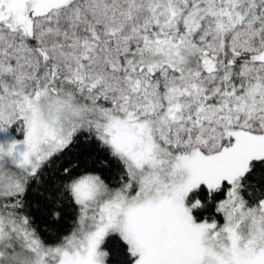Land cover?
<instances>
[{"label":"snow or ice","instance_id":"1","mask_svg":"<svg viewBox=\"0 0 264 264\" xmlns=\"http://www.w3.org/2000/svg\"><path fill=\"white\" fill-rule=\"evenodd\" d=\"M0 264H264V0H0Z\"/></svg>","mask_w":264,"mask_h":264},{"label":"trees","instance_id":"2","mask_svg":"<svg viewBox=\"0 0 264 264\" xmlns=\"http://www.w3.org/2000/svg\"><path fill=\"white\" fill-rule=\"evenodd\" d=\"M201 199H204L206 197V190L204 189V186L202 185L201 186V192L199 193ZM219 198V196H217V199ZM213 211V205L212 204H209L208 207L203 210V212H197L195 213V215H197L198 217L199 216H202L206 213H211Z\"/></svg>","mask_w":264,"mask_h":264}]
</instances>
